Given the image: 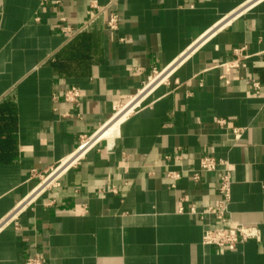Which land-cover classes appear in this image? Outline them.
I'll use <instances>...</instances> for the list:
<instances>
[{"label": "crops", "instance_id": "1", "mask_svg": "<svg viewBox=\"0 0 264 264\" xmlns=\"http://www.w3.org/2000/svg\"><path fill=\"white\" fill-rule=\"evenodd\" d=\"M225 170L231 224L261 232L233 250L201 242ZM33 256L264 264V0H0V264Z\"/></svg>", "mask_w": 264, "mask_h": 264}, {"label": "built area", "instance_id": "2", "mask_svg": "<svg viewBox=\"0 0 264 264\" xmlns=\"http://www.w3.org/2000/svg\"><path fill=\"white\" fill-rule=\"evenodd\" d=\"M46 1V0H45ZM114 20H110L109 24L113 26ZM243 48L234 50L236 55H239L242 52ZM238 61L234 60L232 63L228 64V68L236 67ZM161 73L156 71L153 72V78L158 77ZM80 93L79 89L76 87H70L64 92V99L68 102H77L79 99ZM119 109H117L118 111ZM116 111V112H117ZM100 131L96 132L92 136H81L80 142L73 154L66 160L59 162L54 168L50 169L48 174L42 179L39 187L40 190L51 186L55 183L56 177L58 174L74 163L82 153L87 151L89 148L93 147L100 138H96ZM218 165H224L227 167L226 162L221 160H216L213 157H203L199 160V170L200 171H212ZM169 176L177 179L178 175L176 173H169ZM197 178V175L194 176ZM219 193L221 195L222 201L216 206H208L199 211L201 216L204 215H214L216 220L222 224L220 226L210 227L208 224H205V228L202 233L201 242L204 245L215 247L221 250H233L239 244L249 241L261 240V232L258 226L254 224H240L234 223L231 224L228 212V201L230 198V176L228 170H225L219 187ZM190 212H194V209L191 208ZM20 264H47L39 256H33L23 260Z\"/></svg>", "mask_w": 264, "mask_h": 264}, {"label": "bare ground", "instance_id": "3", "mask_svg": "<svg viewBox=\"0 0 264 264\" xmlns=\"http://www.w3.org/2000/svg\"><path fill=\"white\" fill-rule=\"evenodd\" d=\"M104 130H105L104 128L101 129L100 132L98 133V135L96 136V138H102L100 136L106 134V132H104ZM109 132H110V134L106 138H111L112 135H114L113 128L112 129L110 128Z\"/></svg>", "mask_w": 264, "mask_h": 264}, {"label": "rangeland", "instance_id": "4", "mask_svg": "<svg viewBox=\"0 0 264 264\" xmlns=\"http://www.w3.org/2000/svg\"><path fill=\"white\" fill-rule=\"evenodd\" d=\"M117 117V116H116ZM115 118V117H114ZM112 122V121H111ZM111 122L107 125V126H105L104 127V132H106V134H104V135H101L100 137H102V138H106L109 134H110V132H109V129H110V125H111ZM112 129V128H111Z\"/></svg>", "mask_w": 264, "mask_h": 264}]
</instances>
